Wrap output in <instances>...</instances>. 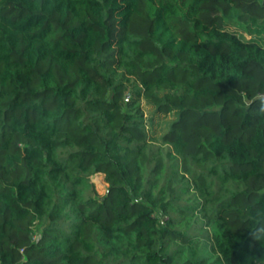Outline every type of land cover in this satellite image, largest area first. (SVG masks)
Here are the masks:
<instances>
[{
    "label": "trees",
    "instance_id": "1",
    "mask_svg": "<svg viewBox=\"0 0 264 264\" xmlns=\"http://www.w3.org/2000/svg\"><path fill=\"white\" fill-rule=\"evenodd\" d=\"M0 264H264V0H0Z\"/></svg>",
    "mask_w": 264,
    "mask_h": 264
},
{
    "label": "rangeland",
    "instance_id": "2",
    "mask_svg": "<svg viewBox=\"0 0 264 264\" xmlns=\"http://www.w3.org/2000/svg\"><path fill=\"white\" fill-rule=\"evenodd\" d=\"M237 22L230 24L232 28L238 27ZM140 106L143 111V116L146 122V127L149 128V132L153 133V136H157L164 131L167 122L173 117L172 113H159V114H151L153 112V108L151 105L147 104L143 99L140 100ZM152 120V122H150ZM152 124V125H151ZM90 181L93 183L94 190L98 196L102 197L107 190V183L103 179V174L101 173H94L89 176ZM191 225L189 229L183 226L182 229L188 230L190 232H196L195 224L192 219L189 221Z\"/></svg>",
    "mask_w": 264,
    "mask_h": 264
}]
</instances>
